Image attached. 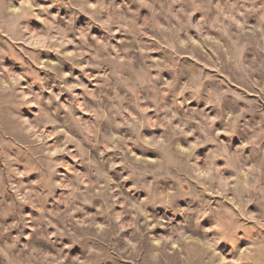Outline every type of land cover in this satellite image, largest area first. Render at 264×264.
Masks as SVG:
<instances>
[{
  "label": "rangeland",
  "instance_id": "374dc122",
  "mask_svg": "<svg viewBox=\"0 0 264 264\" xmlns=\"http://www.w3.org/2000/svg\"><path fill=\"white\" fill-rule=\"evenodd\" d=\"M0 264H264V0H0Z\"/></svg>",
  "mask_w": 264,
  "mask_h": 264
}]
</instances>
